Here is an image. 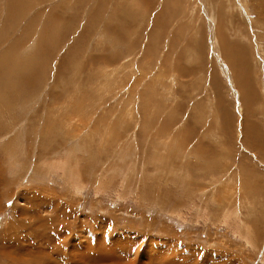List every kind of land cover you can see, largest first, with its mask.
Returning <instances> with one entry per match:
<instances>
[{
    "label": "rangeland",
    "instance_id": "1",
    "mask_svg": "<svg viewBox=\"0 0 264 264\" xmlns=\"http://www.w3.org/2000/svg\"><path fill=\"white\" fill-rule=\"evenodd\" d=\"M0 264H264V0H0Z\"/></svg>",
    "mask_w": 264,
    "mask_h": 264
},
{
    "label": "bare ground",
    "instance_id": "2",
    "mask_svg": "<svg viewBox=\"0 0 264 264\" xmlns=\"http://www.w3.org/2000/svg\"><path fill=\"white\" fill-rule=\"evenodd\" d=\"M10 1V0H9ZM14 5V4H13ZM8 12H10V11H8ZM219 35V34H218ZM219 40H221V39H219ZM222 43V42H221ZM230 46V45H229ZM231 47H232V49H233V45L232 46H230L229 48L230 49H228V50H231ZM224 51V50H223ZM237 51V50H236ZM231 57V56H230ZM235 57V56H234ZM233 58V57H232ZM230 60V59H229ZM225 61V60H224ZM231 61V60H230ZM229 61V62H230ZM241 64H243V63H241ZM245 64V63H244ZM241 67H243V66H241ZM245 74V73H244ZM245 84V83H244ZM249 87V86H248ZM106 263V262H105Z\"/></svg>",
    "mask_w": 264,
    "mask_h": 264
}]
</instances>
